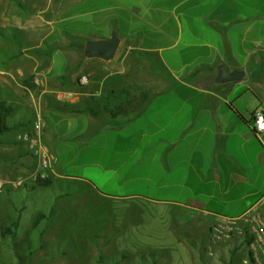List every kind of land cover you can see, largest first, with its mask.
<instances>
[{
  "label": "crops",
  "instance_id": "obj_1",
  "mask_svg": "<svg viewBox=\"0 0 264 264\" xmlns=\"http://www.w3.org/2000/svg\"><path fill=\"white\" fill-rule=\"evenodd\" d=\"M113 32V59L86 54ZM0 39V100L30 110L0 136L4 177L34 170L25 135L42 124L59 183L194 221L209 231L194 264L239 259L243 239L211 245V227L264 206V137L252 127L264 110V0H0ZM222 66L244 79L219 81ZM33 185L2 194L20 226L17 196Z\"/></svg>",
  "mask_w": 264,
  "mask_h": 264
},
{
  "label": "rangeland",
  "instance_id": "obj_2",
  "mask_svg": "<svg viewBox=\"0 0 264 264\" xmlns=\"http://www.w3.org/2000/svg\"><path fill=\"white\" fill-rule=\"evenodd\" d=\"M22 108L23 105L15 107L9 116V123H14L16 118L24 114ZM25 113H30V110ZM38 121L41 123L40 119ZM41 125L40 130L43 127ZM32 130L36 135H27L31 139L40 137L46 147L39 128L36 126ZM6 134L15 136V130ZM25 141L35 162L30 175L6 178L3 176L5 166L2 169L0 161V182L3 183L0 190V264H194L196 258L202 255L200 250H193V247H201L205 239L207 242L208 230L200 225L195 226L194 221H178L171 212L163 211L159 205L141 210L140 204L148 203L138 198L120 199L119 196L101 190L107 195L104 196L88 190L85 184L78 182L59 183L58 178H55L58 161L49 149L51 166L46 168L32 149L31 141ZM74 171L69 168V172ZM46 177L53 180V185L48 188L38 186V179ZM26 184H34L33 187L37 188L29 192L21 190L22 193L17 196L19 205L26 204V209L15 247L10 236L2 235L1 228L12 225L18 216L11 218L7 212L2 211V194L8 186L15 189ZM65 192L72 194L56 201ZM54 207L57 209L52 210L53 217L50 215L51 218L44 222H48L47 234H42L44 226L34 231L32 225L38 214L48 213ZM260 211L264 216V206ZM139 222L141 224L136 225ZM176 225H179L178 229H174ZM230 243V239L214 241L211 238V245L228 246ZM233 243L235 245V241ZM242 243L238 242L240 245ZM247 248V245L242 247L239 259L228 254L232 264H245V260H250L249 255H243ZM192 251H195L194 255Z\"/></svg>",
  "mask_w": 264,
  "mask_h": 264
},
{
  "label": "built area",
  "instance_id": "obj_3",
  "mask_svg": "<svg viewBox=\"0 0 264 264\" xmlns=\"http://www.w3.org/2000/svg\"><path fill=\"white\" fill-rule=\"evenodd\" d=\"M82 82L88 83V78L83 76ZM253 118V130L259 137H264V113L262 110L256 111ZM25 139L31 141L30 145L35 154L39 156L41 164L49 168L51 158L48 156V148L41 143V138L34 137L31 139L30 135H25ZM2 186L3 183L0 182V190ZM248 235L253 240L250 244L246 243L250 251V260H245V264H264V216L260 211V207L248 212L241 218H224L211 227V238L214 241L234 238L244 239Z\"/></svg>",
  "mask_w": 264,
  "mask_h": 264
},
{
  "label": "trees",
  "instance_id": "obj_4",
  "mask_svg": "<svg viewBox=\"0 0 264 264\" xmlns=\"http://www.w3.org/2000/svg\"><path fill=\"white\" fill-rule=\"evenodd\" d=\"M13 111H14V107L12 105L8 104L4 100H0V136L7 132H10L11 130L15 128V126H10L8 124V118L12 114ZM111 112L114 116H116L118 114L124 113L125 110L123 109V106H117ZM37 185L48 188L53 185V180L49 177L39 178L37 181ZM46 218H47V215L43 212H40L38 216L36 217V219L34 220L33 227H32L33 230L38 231L41 228ZM19 226H20V218L15 220L12 225H6L1 228L2 235L5 237L10 236L15 247L18 244L17 230ZM42 234H44V231H42ZM252 240L253 238L248 235L243 239V243L250 244ZM99 261L102 262L101 259ZM28 264H31V263H28Z\"/></svg>",
  "mask_w": 264,
  "mask_h": 264
},
{
  "label": "water",
  "instance_id": "obj_5",
  "mask_svg": "<svg viewBox=\"0 0 264 264\" xmlns=\"http://www.w3.org/2000/svg\"><path fill=\"white\" fill-rule=\"evenodd\" d=\"M121 39L117 32H113L111 37L104 39L90 40L86 48V54L92 57H98L105 60H111L115 57L119 48ZM220 75L218 80L223 81H241L245 77V72L236 70L230 73L224 66L219 69ZM264 113V110L262 111Z\"/></svg>",
  "mask_w": 264,
  "mask_h": 264
}]
</instances>
